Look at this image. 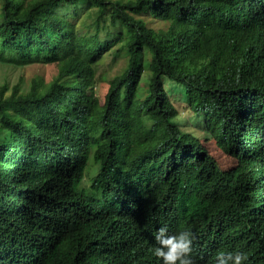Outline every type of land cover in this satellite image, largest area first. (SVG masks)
Instances as JSON below:
<instances>
[{
  "label": "trees",
  "instance_id": "16d2710c",
  "mask_svg": "<svg viewBox=\"0 0 264 264\" xmlns=\"http://www.w3.org/2000/svg\"><path fill=\"white\" fill-rule=\"evenodd\" d=\"M0 14L1 61L57 66L47 85H0V264H162L160 227L193 234L195 264H264V0H0ZM108 57L123 64L102 78ZM165 80L207 137L181 132Z\"/></svg>",
  "mask_w": 264,
  "mask_h": 264
},
{
  "label": "rangeland",
  "instance_id": "374dc122",
  "mask_svg": "<svg viewBox=\"0 0 264 264\" xmlns=\"http://www.w3.org/2000/svg\"><path fill=\"white\" fill-rule=\"evenodd\" d=\"M103 60L98 69V74H101L102 78H108L111 74L119 72L120 66L123 64V61H120L119 64L111 63L110 57ZM56 74L57 66L55 64L32 63L26 66H18L0 60V85L6 83L10 89L14 85H19L21 92H26L35 79L44 85L49 84ZM146 81L147 75L144 74L142 86ZM164 84L172 103L179 111L174 121L179 125L181 132L198 138L207 137L209 134L204 124V116L201 113L192 112L186 107L184 88L168 80H165Z\"/></svg>",
  "mask_w": 264,
  "mask_h": 264
},
{
  "label": "clouds",
  "instance_id": "9594fccd",
  "mask_svg": "<svg viewBox=\"0 0 264 264\" xmlns=\"http://www.w3.org/2000/svg\"><path fill=\"white\" fill-rule=\"evenodd\" d=\"M193 234L182 230L170 234L166 227H160L155 235L154 256L162 264H195L192 258ZM247 255L240 251H219L215 255V264H244Z\"/></svg>",
  "mask_w": 264,
  "mask_h": 264
},
{
  "label": "bare ground",
  "instance_id": "6f19581e",
  "mask_svg": "<svg viewBox=\"0 0 264 264\" xmlns=\"http://www.w3.org/2000/svg\"><path fill=\"white\" fill-rule=\"evenodd\" d=\"M1 15V14H0ZM202 17V16H201ZM205 19V18H204ZM217 21V20H216ZM231 45V44H230ZM26 62V61H25ZM237 90V89H236ZM240 90V89H239ZM191 110V109H190ZM178 111V110H177ZM179 114V113H178ZM187 116V115H186ZM171 122V121H170ZM166 124V123H165ZM170 124V123H169ZM175 124V123H174ZM171 125V124H170ZM167 126H168V124H167ZM173 126V125H172ZM166 127V126H165ZM170 127V126H169ZM176 128V127H175ZM9 180V179H8ZM7 180V181H8ZM17 180V179H16ZM164 201V200H163ZM117 209H118V207H116ZM109 209V208H108ZM113 209V208H112ZM104 214V213H103ZM103 216H105V215H103ZM240 217V216H239ZM171 218V217H170ZM241 220V219H240ZM239 222H241V221H239ZM110 223V222H109ZM242 223V222H241ZM106 224H107V222H106ZM159 224V223H158ZM242 224H244V223H242ZM127 231V230H126ZM85 233V232H84ZM109 233H110V231H109ZM76 235V234H75ZM109 237V236H108ZM111 237V236H110ZM71 239V238H70ZM110 239V238H109ZM139 239V238H138ZM85 240V239H84ZM106 240H108V239H106ZM69 241V240H68ZM75 242V241H74ZM86 242V241H85ZM107 242V244L109 245V243H108V241H106ZM114 242V241H113ZM112 242V243H113ZM126 242V241H125ZM39 243V242H38ZM89 243V242H88ZM86 245V244H85ZM115 245H117V244H115ZM114 245V246H115ZM42 247V246H41ZM73 247V246H72ZM111 247V246H110ZM122 247V246H121ZM132 247V246H131ZM58 248V247H57ZM71 250H72V248H70ZM195 249V248H194ZM40 250V249H39ZM57 250V249H56ZM122 251V250H121ZM65 253V252H64ZM72 253H73V251H72ZM128 254V253H127ZM90 255V254H89ZM59 257V256H58ZM72 257V256H71ZM74 257V256H73ZM63 258V257H62ZM61 259V258H60ZM69 261V260H68ZM128 261V260H127ZM64 262V261H63ZM77 262V261H76ZM66 263V262H65Z\"/></svg>",
  "mask_w": 264,
  "mask_h": 264
}]
</instances>
